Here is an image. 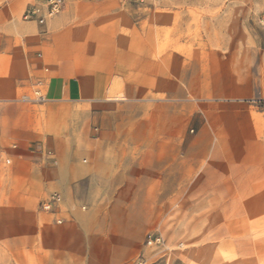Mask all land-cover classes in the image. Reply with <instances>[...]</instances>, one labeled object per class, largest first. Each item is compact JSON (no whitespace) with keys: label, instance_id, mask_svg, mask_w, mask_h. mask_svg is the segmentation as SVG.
Listing matches in <instances>:
<instances>
[{"label":"crops","instance_id":"0c3cea01","mask_svg":"<svg viewBox=\"0 0 264 264\" xmlns=\"http://www.w3.org/2000/svg\"><path fill=\"white\" fill-rule=\"evenodd\" d=\"M33 3L0 0V250L126 264L179 187L206 185L201 156L225 154L181 140L209 132L206 102L264 54L260 18L240 1L66 0L40 26L23 18ZM54 192L60 212H41Z\"/></svg>","mask_w":264,"mask_h":264},{"label":"rangeland","instance_id":"374dc122","mask_svg":"<svg viewBox=\"0 0 264 264\" xmlns=\"http://www.w3.org/2000/svg\"><path fill=\"white\" fill-rule=\"evenodd\" d=\"M211 1H240L252 7L250 14L260 19L255 23L249 20L248 26L264 50V21L260 22L264 19V0ZM254 62L251 74L243 75V79L237 72L228 76L227 98L206 102L209 132L196 140L195 132H187L189 138L181 140L183 149L193 146L225 150L222 155L201 156L195 175L206 173V185L179 187L178 198L164 204L163 213L126 264L137 257L150 264H264V54L257 51ZM196 120L203 122V115ZM211 161L221 164L218 176L221 174L222 186L207 185L219 181L208 180L209 174L204 171ZM166 190L170 192L171 188ZM154 237L160 238V244L148 245ZM104 253L92 252L94 260L84 258L83 264L100 262ZM51 262L49 252L42 250H0V264ZM56 263L61 264L62 259Z\"/></svg>","mask_w":264,"mask_h":264},{"label":"built area","instance_id":"2783aa9c","mask_svg":"<svg viewBox=\"0 0 264 264\" xmlns=\"http://www.w3.org/2000/svg\"><path fill=\"white\" fill-rule=\"evenodd\" d=\"M66 0H34V3L30 5L24 12L23 18L27 21H34L38 25L42 26L46 21L54 16L59 15L64 8ZM142 2L143 0H138ZM264 19H261L262 23ZM43 155L46 159L51 160L53 165L57 164L55 155L50 150H44ZM4 164L9 165L10 161L4 159ZM63 204V197L61 194L54 192L47 195L39 203V210L49 215H56L60 212L61 205ZM64 220L60 217H56L53 220L55 225L63 224ZM148 245L160 244V238L154 237L148 240ZM132 264H150L142 257H137Z\"/></svg>","mask_w":264,"mask_h":264}]
</instances>
